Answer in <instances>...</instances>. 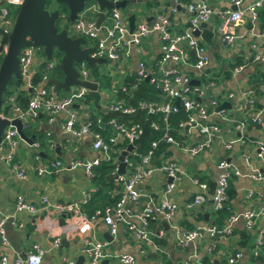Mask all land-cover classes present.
<instances>
[{"label":"crops","instance_id":"crops-1","mask_svg":"<svg viewBox=\"0 0 264 264\" xmlns=\"http://www.w3.org/2000/svg\"><path fill=\"white\" fill-rule=\"evenodd\" d=\"M251 1L243 0V6ZM117 2L119 5L114 9L120 12L126 24L130 15L133 16V24H135L138 21L149 22L161 13L168 18V29L172 34L180 33L188 26L190 14L184 6L189 0H72L71 2L50 0L47 6L44 0V16L47 19L53 16L54 33L68 39L71 48L65 50L62 44L52 45L48 53L41 44L20 48V50L25 47L31 48L30 76L41 63H51L47 81L43 83L46 87L52 86L50 79L59 82L64 78L75 79L79 83H84L69 84L67 90H55L52 86L56 96L66 95L70 91L79 93L80 89H84L82 94L71 99V109L81 120L89 115L98 116L105 112L106 104L113 98L112 89L120 88L124 78L133 74L138 60L144 61L150 72L152 71L150 76L156 74L155 60L159 56L162 42L158 32L141 38L138 46L129 48L126 58L116 62L104 60V62H93L90 66L83 59L81 61L77 59L85 50L95 47V40L77 33L73 27L74 20L82 16L83 19L96 22L100 12L103 16L100 23L107 24L112 9L110 5ZM207 2L213 10L231 8L228 0H207ZM174 4L177 9L172 13L169 8ZM79 5L80 9L73 11V7ZM260 9L263 10L264 5ZM81 12H84L83 15ZM15 15L12 18L13 23ZM220 22L218 16L212 15L208 22L200 23L198 26V34L195 36L200 38L201 32L205 29L211 32L212 36L211 41L203 45L206 64L201 71L197 72L190 66L192 60H189L188 64L177 66L179 72L197 80L199 88L204 91L205 94L198 102L200 105L205 108L210 107L211 99L215 100L217 105L223 104L224 119L217 114L210 115L208 119L210 123L217 124L219 132L211 138L209 145L195 156H190L168 143H164L161 150L156 149L151 160L154 170L141 184L142 195L138 203L130 207L136 212L142 208L146 198L158 201L163 197L162 189L167 179L158 167L161 163L173 162L178 167L180 175L167 195V200L175 205L171 218L154 216L148 220L146 229L149 232V241L138 240L123 226H119L116 234L111 236L99 216L89 222L84 232L79 231L77 227L81 223L80 217L72 212L57 211L54 208L55 204L77 203L80 211L89 216L94 212L93 210L112 205L110 201L106 198H95L93 202L91 201L90 197L96 187L91 177L87 176L80 167L43 176H37L36 169L55 159L63 163L75 159L90 160L102 158L101 153L91 149L88 136L71 138L62 131L64 112L56 114L51 121H48L44 114H40L37 119L25 125L20 123L19 127L22 136L31 142H37V147L20 140L13 148L12 163L24 170V179H18L14 169L4 162L3 158L8 148L5 146L0 151V214L6 218L3 227L7 239V244L0 243V255L5 254L11 262L16 256H24L31 244H36L42 252L40 264L66 262L86 264L88 259L84 253L83 238L87 237L89 240L103 244L101 247L103 257L99 264H123L116 259L118 254L132 256L133 261L128 264H225L226 257L235 250H241L242 257L233 264H264V258L250 254L255 237L264 224V220L260 218L251 228H245L240 220L236 221L231 233L224 238H212L207 233H203L193 242L180 245L175 236L176 229H193L211 224L220 227L226 224V219L215 221L216 215L211 210L209 199V186L211 184L214 186L219 172L216 167L218 160L227 161L232 170L238 172L232 174L229 179L232 195L227 198V203L230 212L236 213L255 208L264 199L262 184L250 177L252 172L264 176V157H258L255 144L257 140H264V63L251 59L252 54L262 52L257 35L264 29L259 27L258 19L252 25L244 17L240 23L232 27L233 40L226 44L221 42L217 30ZM201 24L204 26L201 27ZM252 43H255L254 48L251 47ZM180 47L186 51L189 58L194 59V55L190 54V49L184 42ZM5 48L6 44L3 43L0 60ZM81 63L84 64L83 67ZM173 66L175 65L169 62L164 68ZM84 69L85 75L82 73ZM95 77L109 78L111 84L107 88H101ZM21 81L19 88L26 89L24 81L22 79ZM91 86L95 88L91 89ZM91 94H95L96 99ZM190 96L194 98L196 93L192 91ZM9 113L12 114L11 111ZM255 114L261 117L260 123H248L241 131L235 128L236 121ZM5 116L0 111V118ZM3 131L4 128L0 140ZM188 131L187 133L186 128L179 130V138L175 140L184 145H191L203 139L196 128H190ZM239 137L241 140H238ZM228 142H231L230 147H226ZM119 145L111 152L114 155L111 161L115 164L116 171L118 156L129 149L126 143ZM34 155L38 158L35 159ZM114 168L109 174L114 186L113 190L107 193L109 198L116 196L120 189L117 181L110 177L114 173ZM191 177L206 183V201L198 207L188 208L186 203L199 192L197 186L190 181ZM17 196H23L28 202L44 208L34 214L16 212L14 204ZM42 197L46 198V203L41 201ZM84 197L85 201H83ZM12 219L17 226L11 223ZM59 221L65 222V225H60ZM242 231L248 235L246 240L239 234ZM54 240H57L56 244L53 243ZM243 240L244 244H241Z\"/></svg>","mask_w":264,"mask_h":264},{"label":"built area","instance_id":"built-area-1","mask_svg":"<svg viewBox=\"0 0 264 264\" xmlns=\"http://www.w3.org/2000/svg\"><path fill=\"white\" fill-rule=\"evenodd\" d=\"M23 0H0V32L1 34H8L12 28L13 20L9 15L7 6L19 7ZM231 8L213 10L207 0H189L184 6L185 10L190 14L188 19V26L180 33L172 34L168 29L169 20L164 14H157L156 17L149 21H138L134 24L131 32H128L127 24L117 9H111L109 13V23H99L95 25L93 20L83 19L82 16L76 18L73 27L77 33L87 37L88 39L95 40V50L90 54L93 58H103L109 62H116L121 58H126L131 46H138L140 39L148 36L150 33L158 32L161 37V45L159 56L155 60V73L157 77L152 78V82L159 94V99L155 102H138L137 107L144 109L147 114L161 113L164 122V133L155 140L150 142L149 148L144 153H139L134 145V142L141 134V125L139 122L123 124L111 118L107 121L110 126V132L104 138L99 132L90 129V122L86 119L81 120L79 115L71 109V99L84 92L80 89L79 93L70 91L66 95L56 96L51 87H46L43 83L47 81V74L41 75V81L38 85H31L30 82V64H31V48L25 47L19 51L17 55L18 72L20 78L24 81L26 87L29 89V96L26 106L20 108L13 105L11 116L4 118L8 122L12 119H17L22 125H25L35 119L40 114H44L48 121H51L56 114L64 112L65 117L61 125L62 131L71 138H82L88 136L90 138V146L94 151L101 153L102 158H93L90 160H70L66 163L61 162L59 159L52 160L46 164L40 165L36 169L37 176L49 175L56 173L60 170H72L80 167L84 173L91 177V170L96 166L100 160H109L110 153L115 149L113 145L116 144H130L132 145L122 157L124 163V171L117 175L115 181L119 184V192L116 201L104 207L102 210L96 209L91 215L86 216L80 211L77 203H64L55 204L54 208L59 212H72L80 217V226L77 227L79 231L84 232L88 228L89 222L95 217H100L103 224L106 226L107 232L114 236L119 228L123 226L126 231L132 233L135 238L141 241H149V232L146 229L148 220L154 216H160L164 219H169L174 213L175 205L167 200V195L174 187L175 180L179 179L180 171L173 162H164L158 167L159 171L167 179L164 188L162 189L163 197L155 201L152 198H146L143 206L138 211H132L131 206H135L141 193L142 182L151 174L154 167L151 163L154 157L155 150L159 142H164L176 146L188 153L190 156L197 155L202 149L209 145L211 138L219 132V127L215 123L208 121L209 116L212 114L219 115L224 119L223 109H217V102L215 100L209 101L208 108L200 105L195 98L200 100L204 95V91L198 85L190 83L191 78L182 74L177 69L178 64H188L189 57L185 50L180 47L184 42L190 51H193L194 60L190 66L200 72L206 64L204 56V46L200 45L199 38L193 34L194 30L198 29L200 23L208 22L212 15H216L221 19L217 28L220 34V40L224 43H230L233 40L232 27L240 23L246 17L252 25L257 22L258 12L264 5V0H252L243 6V0H228ZM176 5L174 4L169 8L170 12H176ZM87 11V9H86ZM84 12H81L83 15ZM99 33L101 35H99ZM259 45L262 52L259 54H252V60L264 63V31L260 32ZM255 47V43L251 44ZM173 63L175 67L164 68L165 64ZM83 63L81 66L83 67ZM51 63L47 62L45 69L49 70ZM236 68H234L235 70ZM152 72V71H151ZM150 70L146 67L144 61L138 60L134 68V74L137 80L150 76ZM85 75L86 70H82ZM153 75V74H152ZM135 84H132L129 89H133ZM122 91L125 90L121 86ZM116 88L112 89L111 95L113 98L106 104L104 111L118 113L120 115H129L135 111V107L117 99ZM196 93V97L190 96L191 92ZM244 94V93H243ZM12 102V99H10ZM177 100V104L175 101ZM182 108L187 113L185 121L180 122L178 125L180 130L196 128L203 136V139L191 145H184L172 138L167 133L168 124L167 116L169 113L176 112ZM96 124L102 126L100 115L95 116ZM261 117L258 114L238 120L235 122V128L238 130L244 129L248 123H260ZM152 127L156 124L151 122ZM22 140L18 135L16 129L7 125L4 128L2 138L0 140V151L3 147H7V154L3 160L9 164L15 172L18 179L25 178V172L22 168L12 163L13 148L17 141ZM238 140H241L239 137ZM37 147V142H31L29 145ZM231 142L226 144L230 147ZM258 150V157H264V140H257L255 142ZM37 159L38 156L34 155ZM216 167L219 172L216 176L215 185L212 194L209 196L212 212L219 211L223 208V203L226 200V190L228 181L232 174H237L232 170L229 163L225 160H218ZM113 172H116L114 168ZM252 180L260 182L264 188V176L257 172H252L250 175ZM190 181L197 186L199 192L196 193L187 203L186 207H198L206 201L205 192L207 185L205 182L198 181L196 178H190ZM264 197V196H263ZM41 201L46 203V198L42 197ZM85 201V197L84 200ZM16 212H27L34 214L41 208L28 202L23 196H17L15 201ZM264 220V199L255 208L246 209L241 212L230 213L226 218V224L217 227L213 224L198 226L193 229L175 230L176 241L180 245H186L200 238L203 233H207L212 238H224L231 233L233 224L240 220L245 228H251L257 219ZM5 216L0 214V243L7 244V239L4 235V221ZM13 225L14 219L11 220ZM17 226V225H16ZM19 226V225H18ZM74 228H72L73 231ZM57 240H54L56 244ZM84 253L87 256L86 264H99L100 259L103 257L101 252L102 243L83 238ZM41 250L36 244H31L24 257L16 256L11 262L8 261L5 254L0 255V264H40ZM250 254L254 257L264 258V224L255 237L254 244L250 249ZM242 257L241 250H235L226 257L225 264H233L236 260ZM116 259L123 263L128 264L133 261L132 256L127 254H118ZM63 264H76L73 262H66Z\"/></svg>","mask_w":264,"mask_h":264},{"label":"trees","instance_id":"trees-1","mask_svg":"<svg viewBox=\"0 0 264 264\" xmlns=\"http://www.w3.org/2000/svg\"><path fill=\"white\" fill-rule=\"evenodd\" d=\"M50 0H45V5L49 4ZM9 15L11 18L17 12V7L7 6ZM261 10V9H260ZM258 12V24L259 27L264 29V9ZM211 32L207 31L206 29L203 30L200 34L199 43L200 45H204L211 41ZM189 60H194L193 58H189ZM46 62L41 63L38 69L31 74L30 82L31 85H38L41 81V75L43 73L48 74L49 71L45 69ZM56 70V69H55ZM96 76V74L94 75ZM157 73L151 75L149 78L145 77L143 79L137 80L134 72L131 76L124 78L122 86H124L125 90L122 91L120 88L116 91V98L124 101L125 103L132 105L135 107V111L129 115H120L118 113H113L110 111H106L100 114L102 126H98L96 124L95 116L89 115L87 116L86 120L90 122V129L96 132H99L104 138L107 137L108 133L110 132V126L107 124V121L111 118H114L116 122L123 123V124H130L139 122L141 125V134L139 135L138 139L134 142V145L139 153H144L150 146V142L152 140L158 139L164 133V122L162 120L161 113H154V114H147L144 109H140L137 107V103L140 101L142 102H149V101H157L159 99V94L156 88L153 85L152 78L157 77ZM188 76V75H187ZM190 77V76H189ZM191 78V77H190ZM201 78V77H200ZM101 88H107L111 84L109 82V78H94ZM22 81L20 78L13 79L11 78L7 85L6 90L2 93V102L4 106L0 111L2 114L6 116H11L9 113L11 111L13 105H16L20 108H24L27 103V99L29 96V90L19 88ZM132 84H135L133 89H129ZM88 98V97H87ZM12 99V102H10ZM89 99V98H88ZM10 114V115H9ZM187 118V113L180 107L176 112L169 113L167 116V124L168 130L167 133L172 136L174 139L179 138L178 131L180 130L179 123L185 121ZM151 122L156 124V127H152ZM119 147V144L113 145V148ZM164 147V142H159L157 146V151L161 150ZM155 155V154H154ZM114 157L113 153H110L109 160H100L99 163L94 166L91 170L92 176L91 181L95 185L96 189L92 196L90 197L91 201L95 198H106L110 201V204H113L117 197L114 196L113 198H109L107 194L111 190H113V180L109 179V174L112 172L115 164L112 163V158ZM232 195V190L230 188V184L228 181V187L226 190V200L223 203V208L219 211L214 212L216 215L215 221L220 222L222 219H226L227 216L231 213L228 209L227 198ZM93 202V201H92ZM102 207L99 210H102ZM95 211V210H93ZM241 238H248L247 233L240 232L239 233ZM246 240V239H245ZM244 244V240L241 242Z\"/></svg>","mask_w":264,"mask_h":264},{"label":"water","instance_id":"water-1","mask_svg":"<svg viewBox=\"0 0 264 264\" xmlns=\"http://www.w3.org/2000/svg\"><path fill=\"white\" fill-rule=\"evenodd\" d=\"M60 2H71L72 0H58ZM1 3V2H0ZM44 0H23L22 3L17 8V12L15 15L14 23L10 32L6 35L1 34L0 39V50L2 49L3 43L6 44V48L3 51L0 60V105L2 102V93L6 90V85L11 78L17 79L19 77L18 72V60L17 55L19 54V50L21 47L30 45H44V51L47 53L50 51L52 45L62 44L65 50H69L71 48V42L64 38L63 36L56 35L54 33V29L52 28V17L47 19L44 15L43 10ZM118 2L111 4L110 8H117ZM80 5L73 7V11H77L80 9ZM99 18L96 20L95 25L98 26L99 23L102 21V13H98ZM76 16L73 17L75 19ZM201 27L204 26L203 24L200 25ZM127 28L128 32H131L134 28L133 24V16L130 15L127 18ZM194 35L198 34V29L193 31ZM26 37H28L26 39ZM95 50V47L87 49L81 54L77 59L81 61L82 59L86 62L87 65L92 66L93 62H104L103 58H93L90 57V53ZM190 54L193 55V51H190ZM175 67V66H173ZM49 82L52 84L55 90L57 89H68L69 84H80L83 85L84 83H79L77 80H64L62 82L55 81L50 79ZM190 83L193 85H198V81L191 79ZM86 86V85H84ZM91 89H94L95 86H91ZM96 99L95 94H91ZM195 100L199 101L198 98ZM177 104V100L175 101ZM223 104L217 106V109L222 108ZM7 125L13 126L20 138L23 141H27L28 144L31 143V140H27L24 138L20 132V122L17 119H12L8 122L5 118H0V134L2 129L5 128ZM132 145L129 144L128 148H131ZM125 152H121L118 156V168L117 171L110 175L114 180L117 178L118 174L123 173L124 171V163L122 162V157ZM215 185V184H214ZM214 186L211 184L209 186V194L211 195L213 192ZM60 225H65V222L59 221ZM24 257V256H22Z\"/></svg>","mask_w":264,"mask_h":264},{"label":"rangeland","instance_id":"rangeland-1","mask_svg":"<svg viewBox=\"0 0 264 264\" xmlns=\"http://www.w3.org/2000/svg\"><path fill=\"white\" fill-rule=\"evenodd\" d=\"M38 55H39V54H38ZM3 106H4V104L2 103V104H1V108H0V109H2V107H3ZM4 235H5V234H4ZM5 236H6V235H5Z\"/></svg>","mask_w":264,"mask_h":264}]
</instances>
